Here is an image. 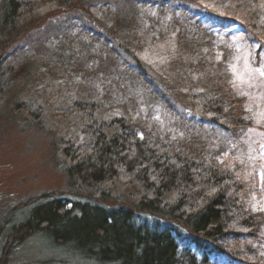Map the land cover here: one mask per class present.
I'll return each instance as SVG.
<instances>
[{
    "label": "trees",
    "instance_id": "1",
    "mask_svg": "<svg viewBox=\"0 0 264 264\" xmlns=\"http://www.w3.org/2000/svg\"><path fill=\"white\" fill-rule=\"evenodd\" d=\"M56 1L69 7L74 0ZM203 1L214 8L196 7ZM39 2L0 0L2 103L9 100L13 74L16 79L22 69L19 49L10 53V45ZM258 3L142 0L128 19L109 5L91 6L106 31L91 36L100 50L85 55L90 64L76 41L61 39L55 47L63 60H56V70L28 73L20 85L32 84L29 92L10 105L11 115L24 123L45 131L55 123L59 133L50 131L52 147L70 193L32 199L10 211L0 224V236L10 238L3 251L41 240L51 245L47 251H63L79 264H218L236 258L222 241L254 238L261 217L239 202L237 170L197 140L167 97L222 129L249 126L244 112L237 114L244 99L235 93L228 67L238 44L226 22L236 20L252 38L260 29L264 39V6ZM122 52L133 61L121 62ZM137 53L160 58L146 66ZM14 54L15 69L7 65ZM40 92L45 98L33 96ZM160 109L171 125L158 122Z\"/></svg>",
    "mask_w": 264,
    "mask_h": 264
},
{
    "label": "rangeland",
    "instance_id": "2",
    "mask_svg": "<svg viewBox=\"0 0 264 264\" xmlns=\"http://www.w3.org/2000/svg\"><path fill=\"white\" fill-rule=\"evenodd\" d=\"M24 1L33 2L34 0ZM138 3H142V0H74L67 7L63 6V1L41 0L40 5L34 7L31 14L23 18L21 36L16 40V43L14 38L10 45V53H15L14 51L19 49L17 50L16 63L22 67L23 72L19 70L20 74L16 79L15 73L13 74L14 81L11 82L13 85L5 94L9 100L0 102V224L10 211L16 207L26 208L25 206L32 199L70 193L67 178L60 169L62 163L52 147L51 132L59 133L53 129L55 123L50 121L52 129L48 128L45 131L33 123H24L18 118H14L10 113V105L17 103L18 97H24L23 95L27 94L31 88L32 84L21 86V81L27 78L28 73L36 75L41 71L48 72L50 69H45L46 66L52 67L51 69L55 71L56 60L59 57L63 60V56L57 51L58 48L55 47V44L65 37H69L76 41L78 46H81L78 52L84 55V59L89 65L91 60L89 61V57L85 55L92 56L100 50L97 44L92 45L91 36L102 35L106 31V26L102 24L99 15H96L97 13H94L90 7L109 5L115 15L128 19ZM258 4L262 9L264 0H259ZM196 5V7L205 10L204 12L214 8L210 1L199 2ZM178 6L171 9L174 10ZM1 21L0 12V24ZM230 21H232L231 24L226 22V25L230 27L228 33L233 36V40L237 41L238 49L229 64L228 71L231 74L235 93L244 99L241 106H238L237 114L244 112V119L249 126L234 131L225 130L214 126L208 118L198 115L193 108H187L184 105L183 107L178 106L171 97H167V101L175 105L183 120L191 123V130L197 140L199 142L206 141V144L209 145V152L220 153L221 162L228 163L237 170L240 185L234 192L245 209L260 216L262 220L261 230L256 233L254 238L246 240L247 237H245V241H237L232 236L226 237L222 241V245L234 251L236 258L220 260L218 264H264V185H262L258 174L260 169L264 168V157L261 155L262 148H264V76L256 71L258 68H264V39L260 29L253 30L255 38H252L249 33L244 32V26L239 25L234 19H230ZM259 22L264 24V19H259ZM215 31L219 32L220 30L215 29ZM252 39H255V42ZM120 51L122 50L120 49ZM122 53L121 62L133 61L132 57ZM137 54L146 66H152L160 58L158 54L154 53ZM13 58L7 65L9 64L15 69V54ZM133 65L135 66V62ZM233 66L236 70L235 75L232 71ZM121 71L129 70H124L122 67ZM134 73L133 69L129 71L130 75ZM148 73L158 82L159 77L156 74L152 71H148ZM237 76H241L242 79H237ZM233 81H235V86ZM159 90L163 91V88L160 87ZM38 94L41 97H38ZM43 94L40 92L33 96L45 98ZM42 103H44L43 99ZM48 108L49 111H52L54 107L50 104ZM155 113L158 122L171 125L172 119L169 113L163 109ZM176 123L178 124V122ZM63 135L65 138L68 137L66 134ZM8 241L6 242L3 235L0 236V264L80 263L73 258L64 256L63 251H47L51 245L46 241L41 243V240H31L25 246H15L10 248V251H3Z\"/></svg>",
    "mask_w": 264,
    "mask_h": 264
},
{
    "label": "snow or ice",
    "instance_id": "3",
    "mask_svg": "<svg viewBox=\"0 0 264 264\" xmlns=\"http://www.w3.org/2000/svg\"><path fill=\"white\" fill-rule=\"evenodd\" d=\"M245 63H246V66H247V60L245 61ZM232 71H233V73L235 75V72H236L235 66L232 67ZM256 71H258L261 76H264V68H258V69H256ZM237 79H242V77L241 76H237ZM233 83H234V86H235V81H233ZM261 155H262V157H264V148H262ZM258 174L260 176L262 185H264V168H261Z\"/></svg>",
    "mask_w": 264,
    "mask_h": 264
}]
</instances>
